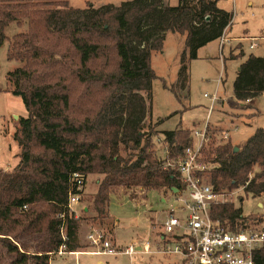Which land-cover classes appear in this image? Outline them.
Here are the masks:
<instances>
[{
    "label": "trees",
    "instance_id": "trees-1",
    "mask_svg": "<svg viewBox=\"0 0 264 264\" xmlns=\"http://www.w3.org/2000/svg\"><path fill=\"white\" fill-rule=\"evenodd\" d=\"M217 1L127 0L81 9L69 0H0V44L10 23H26L25 31L9 38L6 51L8 59L22 63L7 79L27 111L14 133L18 163L0 170V246L10 264H49L48 253L63 243L62 223L66 251L82 247L77 239L81 218L67 209L73 172L103 176L90 197L93 223L110 216L114 188L183 189L177 173L162 168L153 142L161 137L168 155H174L192 144L191 130L159 136L156 123H144L156 78L151 54L162 49L167 31L185 34L177 83L186 87L188 62L197 49L231 24L233 14ZM263 90L264 57L249 54L233 81L234 96L250 100ZM206 130L210 143H204L200 160L209 169L202 177L218 192L242 187L252 196L264 194V128L255 129L241 146L215 144L208 125ZM210 216L232 230L242 220L240 209L228 201L214 202ZM28 233L41 234L38 250L20 243ZM252 258L264 264V247L255 248Z\"/></svg>",
    "mask_w": 264,
    "mask_h": 264
},
{
    "label": "rangeland",
    "instance_id": "rangeland-1",
    "mask_svg": "<svg viewBox=\"0 0 264 264\" xmlns=\"http://www.w3.org/2000/svg\"><path fill=\"white\" fill-rule=\"evenodd\" d=\"M127 0H69L74 8L86 9L104 4L119 5ZM164 4L175 5L177 0H163ZM217 6L232 13L230 26L225 30L223 48L219 39H214L197 49V57L188 62V83L184 88L177 83L180 66V53L187 50L185 34L167 31L160 51L151 54V66L156 74L151 86V114L145 120V127L152 123L159 136L164 131L185 128L202 129L208 125L215 144L229 142L231 146H241L257 128H264V90L250 100L239 101L233 93V81L239 65L249 54L264 57V0H218ZM26 23L17 26L10 23L4 30L6 39L0 44V170H12L19 160V147L14 139L18 118L26 117L27 111L20 96L11 92V82L7 73L22 63L6 56L9 38L16 32L25 31ZM254 43L250 47V43ZM215 94L211 110L209 97ZM227 132L229 138L222 139ZM159 140V141H158ZM194 143L197 138H192ZM207 141V140H206ZM207 143H210L208 140ZM153 151L162 158L165 144L161 137L154 139ZM124 155L125 151H121ZM258 171V167L254 168ZM254 170V171H255ZM253 173L249 175L252 177ZM102 174H86L83 200L74 206L81 218L77 239L81 251L89 248L85 233L92 222L88 220L94 212L90 197L95 193ZM223 192L218 202H232L240 209L241 221L264 227V194L252 196L242 187ZM89 197V198H88ZM179 195L167 189L114 188L108 198L109 217L92 226L106 231L112 236L117 255H49V264H179V258L164 254L158 239L163 233L162 220L171 206L178 207ZM89 211L83 212V206ZM24 210L26 208H23ZM96 224V225H95ZM41 239L39 233L20 236V243L32 244L30 250ZM149 240L150 250L143 251L144 242ZM157 244L159 246H157ZM129 247H136L134 253H125ZM140 247L142 248L140 250ZM10 256L0 246V264H10Z\"/></svg>",
    "mask_w": 264,
    "mask_h": 264
},
{
    "label": "built area",
    "instance_id": "built-area-1",
    "mask_svg": "<svg viewBox=\"0 0 264 264\" xmlns=\"http://www.w3.org/2000/svg\"><path fill=\"white\" fill-rule=\"evenodd\" d=\"M225 33V32H224ZM224 33L219 39V48L222 49L227 40ZM253 44H250L252 47ZM209 97L208 111L216 100L215 94ZM207 125L202 129H192L191 137L197 138V142L184 147L181 152L168 155L165 148L162 156V168L173 170L184 183L179 195L180 206H171L167 215L162 220L163 233L159 236L162 246L159 249L164 254H172L179 258V264H255L252 251L255 248L264 247V227L238 223L236 229H229L214 220L210 216V208L214 202H218V196L223 192L215 191L208 181L202 177V173L208 170L201 160V149L208 139ZM227 132L222 133V139H228ZM159 141V140H158ZM86 175L73 172L69 175V191L67 209L75 217L83 194ZM23 208H26L24 206ZM84 209V207H82ZM60 236L64 243L66 239L63 223L60 226ZM85 240L89 248L81 251H66L65 244H60L49 255H117L121 251L115 248L108 233L101 228L90 225L85 233ZM136 247H129L125 253H134ZM142 248L140 247V250ZM150 250L149 240L144 242L143 251Z\"/></svg>",
    "mask_w": 264,
    "mask_h": 264
},
{
    "label": "crops",
    "instance_id": "crops-1",
    "mask_svg": "<svg viewBox=\"0 0 264 264\" xmlns=\"http://www.w3.org/2000/svg\"><path fill=\"white\" fill-rule=\"evenodd\" d=\"M250 44H253V46H254V43L251 42ZM253 46H252V47H253ZM248 100H249V99H248ZM83 207H84V212L87 213V212L89 211V209H87L85 205H84ZM88 225H93V222H92L91 224L89 223ZM95 225H96V224H95ZM78 229H79V228H78ZM87 230H88V229H87ZM108 235H109V234H108ZM109 237H110V239L112 238L111 235H109ZM84 238H85V237H84ZM111 240H112V239H111ZM159 245H161V242H160ZM159 245L157 244V246H159ZM78 256H79V255H78ZM78 256L75 257L76 260H77V257H78ZM76 264H78V261H76Z\"/></svg>",
    "mask_w": 264,
    "mask_h": 264
},
{
    "label": "water",
    "instance_id": "water-1",
    "mask_svg": "<svg viewBox=\"0 0 264 264\" xmlns=\"http://www.w3.org/2000/svg\"><path fill=\"white\" fill-rule=\"evenodd\" d=\"M234 150H237V147H235ZM171 191L174 192V193H176L178 190L176 188H172Z\"/></svg>",
    "mask_w": 264,
    "mask_h": 264
}]
</instances>
